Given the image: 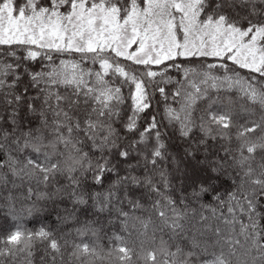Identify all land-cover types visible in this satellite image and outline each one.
Instances as JSON below:
<instances>
[{
  "label": "snow or ice",
  "instance_id": "1",
  "mask_svg": "<svg viewBox=\"0 0 264 264\" xmlns=\"http://www.w3.org/2000/svg\"><path fill=\"white\" fill-rule=\"evenodd\" d=\"M0 264H264V0H0Z\"/></svg>",
  "mask_w": 264,
  "mask_h": 264
},
{
  "label": "trees",
  "instance_id": "2",
  "mask_svg": "<svg viewBox=\"0 0 264 264\" xmlns=\"http://www.w3.org/2000/svg\"><path fill=\"white\" fill-rule=\"evenodd\" d=\"M27 226L28 227H33L34 225H33V223H29Z\"/></svg>",
  "mask_w": 264,
  "mask_h": 264
}]
</instances>
